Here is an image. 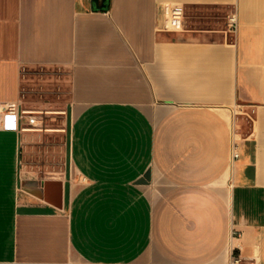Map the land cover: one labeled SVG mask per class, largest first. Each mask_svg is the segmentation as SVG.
<instances>
[{"label": "crops", "instance_id": "obj_1", "mask_svg": "<svg viewBox=\"0 0 264 264\" xmlns=\"http://www.w3.org/2000/svg\"><path fill=\"white\" fill-rule=\"evenodd\" d=\"M18 100L67 108L66 162L28 188L0 128V264H264V0H0Z\"/></svg>", "mask_w": 264, "mask_h": 264}, {"label": "built area", "instance_id": "obj_2", "mask_svg": "<svg viewBox=\"0 0 264 264\" xmlns=\"http://www.w3.org/2000/svg\"><path fill=\"white\" fill-rule=\"evenodd\" d=\"M183 6L171 5L162 9L163 17L159 29L162 31H175L183 24ZM225 26L231 33H235L238 26L235 11L226 16ZM67 108L32 106L22 100L11 103L0 102V128L12 129L17 133L55 135L65 134L67 128ZM238 158L237 139L234 130H231L230 163ZM238 249V246L235 248ZM226 264H242L237 255L230 257Z\"/></svg>", "mask_w": 264, "mask_h": 264}, {"label": "rangeland", "instance_id": "obj_3", "mask_svg": "<svg viewBox=\"0 0 264 264\" xmlns=\"http://www.w3.org/2000/svg\"><path fill=\"white\" fill-rule=\"evenodd\" d=\"M194 17L201 16L194 15ZM45 107L57 108L59 106L45 105ZM21 151V177L28 188L34 189L43 180L58 178L65 171L64 137L49 134L28 136Z\"/></svg>", "mask_w": 264, "mask_h": 264}, {"label": "water", "instance_id": "obj_4", "mask_svg": "<svg viewBox=\"0 0 264 264\" xmlns=\"http://www.w3.org/2000/svg\"><path fill=\"white\" fill-rule=\"evenodd\" d=\"M108 0H90L91 8L94 11H101L106 9ZM150 181V169H147L146 172L142 175L141 178L137 179L134 184L136 185H146Z\"/></svg>", "mask_w": 264, "mask_h": 264}]
</instances>
